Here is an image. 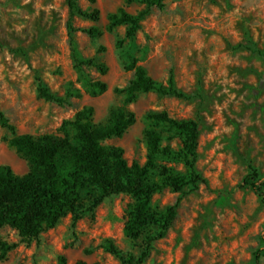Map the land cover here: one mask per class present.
Here are the masks:
<instances>
[{
	"label": "rangeland",
	"instance_id": "rangeland-1",
	"mask_svg": "<svg viewBox=\"0 0 264 264\" xmlns=\"http://www.w3.org/2000/svg\"><path fill=\"white\" fill-rule=\"evenodd\" d=\"M75 1L83 10L96 6L99 20L70 17L66 0H0V110L17 133L61 135V122L83 106L92 105L94 121L104 122L110 108L122 104L123 94L115 89L132 78V60L161 84L172 75L190 99L141 92L127 105L135 122L122 137L102 141L121 146L129 164H143L149 112L164 110L198 123L195 165L204 181L194 190L165 187L152 196L157 212L176 201L178 207L165 236L151 243L141 264H254L253 252L263 245L264 199L240 183L250 166L264 177V56L257 52H264V0H164L163 9H149L130 39L124 38L125 25L108 31L107 16L120 6L137 14L143 3ZM67 23L74 29L72 42ZM91 27L100 34L84 32ZM75 54L95 57L107 73L78 65ZM90 79L104 80L107 90L91 96L85 85ZM39 82L65 101L40 97ZM158 129L161 145L176 152L180 138L162 125ZM10 136L0 126V165L23 174L28 163L8 146ZM157 163L179 174L187 171L172 156H160ZM133 203L129 194L109 196L77 221L67 214L31 241L5 226L2 238L17 247L0 264H60V256L64 264H124L104 249V241L111 239L125 255L137 257L156 231L150 226L137 240L124 236Z\"/></svg>",
	"mask_w": 264,
	"mask_h": 264
},
{
	"label": "trees",
	"instance_id": "trees-1",
	"mask_svg": "<svg viewBox=\"0 0 264 264\" xmlns=\"http://www.w3.org/2000/svg\"><path fill=\"white\" fill-rule=\"evenodd\" d=\"M66 1L70 17L76 14L93 22L99 20L100 11L96 6L83 10L75 0ZM89 1L95 3V0ZM133 1H140L145 9L132 14L124 6L118 7L107 16L108 31L125 25L124 38H133L151 7H165L164 0H124L125 4ZM67 26L72 42L74 29L69 23ZM84 32L91 37L100 34L95 27ZM121 42L118 41V44ZM257 52L264 56V52ZM74 60L78 65L95 68L102 75L108 71V67L95 57L81 58L75 54ZM128 68L133 70L132 78L123 88L115 89L123 94L122 104L110 108L104 122H95L94 107L85 105L72 118L61 122L58 127L61 135L45 133L34 136L17 133L15 126L0 110V126L11 132V136L6 139L8 146L28 163V171L23 174H17L8 164L0 165V230L7 226L15 230L22 241H31L55 227L67 214L77 221L83 212L93 211L105 198L125 193L133 197L134 203L124 221V236L137 240L150 226H155L156 231L146 237L145 247L137 257L125 255L111 239L104 241V249L124 264H141L148 255L151 243L165 236L176 216L178 201L164 212H157L150 204L151 198L165 187L175 192L185 187L194 190L199 182L204 181L195 165L198 156V123L192 118L176 119L164 110L149 112V125L143 132L147 148L143 164L136 161L129 164L121 146L102 144L104 140L122 137L135 122V114L127 105L139 93L156 91L177 98H191L175 87L172 75L168 84L164 85L148 75L143 66L136 64V60H132ZM85 85L91 96H98L107 90L106 82L101 79L86 80ZM37 91L45 100L57 103L65 101V98L52 93L40 82ZM161 125L180 138V147L176 152L161 145L162 136L158 129ZM160 156L179 158L187 169L186 173L179 174L157 163ZM240 186L249 187L264 199V177L255 167H249ZM262 243L253 252L254 264H259L264 257V237ZM16 247V242L4 240L0 233V261ZM59 263H65L63 256L59 257Z\"/></svg>",
	"mask_w": 264,
	"mask_h": 264
}]
</instances>
